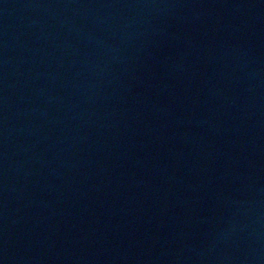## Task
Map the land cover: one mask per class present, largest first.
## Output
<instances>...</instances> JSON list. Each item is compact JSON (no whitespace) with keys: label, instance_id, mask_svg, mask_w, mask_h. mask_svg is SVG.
Listing matches in <instances>:
<instances>
[{"label":"water","instance_id":"1","mask_svg":"<svg viewBox=\"0 0 264 264\" xmlns=\"http://www.w3.org/2000/svg\"><path fill=\"white\" fill-rule=\"evenodd\" d=\"M0 264H264V0H0Z\"/></svg>","mask_w":264,"mask_h":264}]
</instances>
